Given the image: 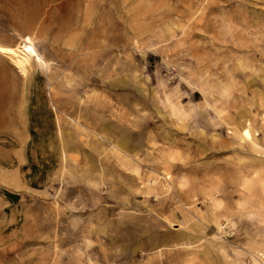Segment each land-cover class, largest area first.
Listing matches in <instances>:
<instances>
[{"label":"rangeland","instance_id":"1","mask_svg":"<svg viewBox=\"0 0 264 264\" xmlns=\"http://www.w3.org/2000/svg\"><path fill=\"white\" fill-rule=\"evenodd\" d=\"M26 36L0 264H264V0H0V45Z\"/></svg>","mask_w":264,"mask_h":264},{"label":"bare ground","instance_id":"2","mask_svg":"<svg viewBox=\"0 0 264 264\" xmlns=\"http://www.w3.org/2000/svg\"><path fill=\"white\" fill-rule=\"evenodd\" d=\"M0 54L10 58L23 75L27 73L33 63L42 67L47 66V62L38 52L33 39L29 36L21 38L16 45H0ZM241 139L243 141L253 140V133L250 126H244L242 128ZM122 145H126V143H122Z\"/></svg>","mask_w":264,"mask_h":264}]
</instances>
